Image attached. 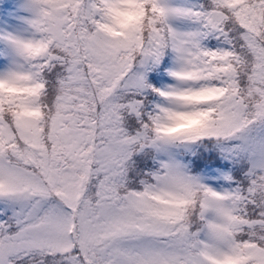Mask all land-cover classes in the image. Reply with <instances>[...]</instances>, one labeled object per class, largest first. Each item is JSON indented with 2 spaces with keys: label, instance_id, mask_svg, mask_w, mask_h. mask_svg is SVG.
Returning <instances> with one entry per match:
<instances>
[{
  "label": "snow or ice",
  "instance_id": "obj_1",
  "mask_svg": "<svg viewBox=\"0 0 264 264\" xmlns=\"http://www.w3.org/2000/svg\"><path fill=\"white\" fill-rule=\"evenodd\" d=\"M0 264H264V0H0Z\"/></svg>",
  "mask_w": 264,
  "mask_h": 264
}]
</instances>
